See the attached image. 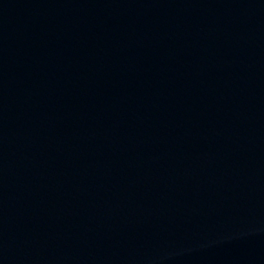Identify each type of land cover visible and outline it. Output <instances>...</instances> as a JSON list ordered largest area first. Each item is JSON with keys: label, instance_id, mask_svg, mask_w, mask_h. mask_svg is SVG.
Returning a JSON list of instances; mask_svg holds the SVG:
<instances>
[{"label": "water", "instance_id": "95a60500", "mask_svg": "<svg viewBox=\"0 0 264 264\" xmlns=\"http://www.w3.org/2000/svg\"><path fill=\"white\" fill-rule=\"evenodd\" d=\"M0 264H264V0H0Z\"/></svg>", "mask_w": 264, "mask_h": 264}]
</instances>
